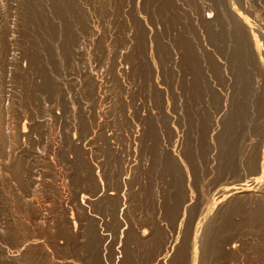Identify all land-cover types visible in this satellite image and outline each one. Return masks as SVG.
I'll list each match as a JSON object with an SVG mask.
<instances>
[{
    "label": "rangeland",
    "instance_id": "374dc122",
    "mask_svg": "<svg viewBox=\"0 0 264 264\" xmlns=\"http://www.w3.org/2000/svg\"><path fill=\"white\" fill-rule=\"evenodd\" d=\"M141 1L142 0H136V1L135 0H124V1L123 0H113V1L111 0L110 1L109 0H102V1L101 0H84V1L83 0H71V3L75 2L79 6H77L76 4L73 5L72 3L74 8L71 5V11L73 12L74 10L75 15L73 14L74 16L72 15L69 16L70 18L69 20H71V23L74 22V25H75V21H77L75 18L80 16V18L78 17L77 19L78 20L81 19L78 22L80 23V26H78L79 24L77 23L76 26H74L75 29L73 28V31L75 32V34L71 33L73 31L70 32L71 35H73V39L70 41L66 40L64 42V45L62 44L63 42H58L56 44L51 43V46L50 44L45 45L43 49L44 48L47 49V47L48 49L47 50L44 49L43 50L44 52H41L43 54L42 55L41 53L39 54L41 56L40 57L39 55H37L38 47L36 46V44H34V42H32L34 41L33 40L34 37L31 33V29L29 26L30 21L27 20L28 17L27 15H25L26 13L23 7L24 6L23 0H0V264H94V263L100 264L98 263L100 261L99 257L101 258L103 257V262L105 261V263L103 264H110V263L111 264L112 263L113 264H129V263L130 264H136V263L137 264H143V263L153 264L154 262L153 260H155L154 258H156L155 256L157 255L155 251L157 250V247H158L157 243H159L160 240L162 239H163L162 242L165 241V239L167 238L169 234L170 235L172 234V236L174 235V237L179 235V239L177 240L179 244L177 245L176 243L175 247H173L172 250H169L167 251L168 253H165L166 256L163 258V261H164L163 264H173L174 262H175L174 264H177V263L184 264V262L188 263V259H189L188 257L190 255L187 251L190 252V247L191 248L193 247V250L194 248L195 250L197 249L195 251L197 253H195L193 257L194 264H196V260L198 264H264V190H263L264 182H262L264 181V177H263L264 175L263 174L262 176H260L261 174L256 175V177L260 176V178L262 177L263 179L261 180L259 178L258 186L254 187L252 191L241 193L237 196H233L232 198L228 197L226 199V200L230 199L228 202H226L225 200V202L220 203L221 205L223 204L222 206L220 204L216 205L219 200V197L223 194L222 192L223 187H227L229 186L230 183H233V182L235 183L238 180H241V179L244 180V178L245 180H250L252 175L250 171L244 167L237 168L238 167V160L236 159L237 158L236 156L237 146H240L241 143L244 142L243 141L244 138L240 140V138L238 137L236 133L234 135V131H232L233 129L231 130V126L228 123L229 121L226 122L225 120L226 117L228 118L227 120H229V116H228L229 114H227L225 117H222L223 116L222 115L221 118H219L220 117L219 116L218 117L219 123L217 122L216 127L215 126H212L213 128L210 127L211 123L215 125L212 119L216 118V115H213L216 109L213 107H217L218 103H221L222 100L217 103L215 101H218L226 96L227 106L228 108H230L231 105L229 104H231V102L230 103L228 102L231 101L230 99L231 94H233L235 91H238L240 93L242 92V94H244V99H243L244 105L243 106L245 105L247 106V104H250L252 106L253 103L251 102H254L255 104L253 106V109L256 107V109L260 110L259 107H261L262 109L261 111H264V0H220L219 3L217 2L219 0H216V1L215 0H199L206 9V10L204 9L205 13H208L207 15H210V17H213L212 15L216 17V15L218 14L217 11L220 10L219 7H221L222 1H223L222 7L225 4L227 6L226 8L227 10L234 8L235 11L239 12L245 22L242 28L244 29L246 27L244 30V33L245 34L247 33L246 38L249 37L248 39L250 41V37H252L253 40L252 38L251 40L253 41V43H255L254 45L255 47L253 46V48L257 47L259 49V50L257 48L252 49L251 46L248 45V42H246L248 45L247 48H249L248 49L249 56L251 55L250 57L251 63L254 66L253 68H255L256 70V67L258 66L257 70L256 71L253 70V72L255 73L258 72L259 74L257 73L258 76L255 73L253 74L252 79L248 81L250 83V86L244 83L243 85H240V87L237 86V89L236 87H232V86H229L228 88V84H227V87L226 85H224V82L225 84L227 83V79H224V77L226 78L227 75L223 76L225 74L223 75L221 74L222 76L220 74H219L220 76L217 74L218 75L217 77L207 78L208 75L205 74V72H207L208 70L206 69V67H203V66L212 64L209 61L212 62L214 61L215 58L217 59V61L220 58L218 56V54L220 53L217 52V49H215L216 47L213 46L211 42H209L211 44V47L207 49L208 51L210 50L209 51L210 53L206 51L207 54L206 55L202 54V55L203 57L204 56L205 57L208 56L210 58L212 57L213 60L212 58L209 60V58L207 57L206 63L202 64L200 60V57H202L200 53L202 52L198 54L197 52L195 53L194 51V53L191 54L192 53L191 48L194 45L193 39L194 38L197 39L198 33H197L196 28H194L192 21H190V17H188V15H187V17L189 18L187 19L188 21L186 19H185L186 21H180L177 18H175L176 20L172 19L170 20L171 22L168 21V18L166 20L163 19L164 17L162 18L164 20L163 22V20L161 19V16L159 17L158 15L163 12V9L168 8V4L171 6L170 8L175 9V7H177L181 12L183 13L187 12L188 14H190L188 9H191L192 7L190 8L188 7L190 4H194L195 0H174V1L171 0L173 4L170 0L168 1L166 0L164 3H163V0L162 1L158 0L159 2L158 4L156 0H153L152 2L150 0H147V1L145 0L143 1L144 4L143 2L141 3ZM148 1H150L152 5L148 3ZM109 2L111 3L109 4ZM178 3H180V5ZM203 3H205L206 6ZM207 3L210 4V6H208ZM214 3L218 6L220 4V6L217 8V6ZM227 3L229 5H227ZM132 4H134L135 6H133ZM75 5L77 6L76 8H75ZM157 5L160 9L157 7ZM147 6L149 7V11H148ZM226 6H224V8ZM78 7H81V9L82 8L84 9V11L83 9L82 11L84 12V14L86 13L85 15L87 17L86 16L85 17L87 18V20L82 21L83 19L81 18V15L79 14V11L77 9ZM141 8H145L143 10L145 12H143ZM116 10H118L119 12ZM133 10H134V14H132ZM212 12H215V13H212ZM22 13H24L25 18H23L24 15ZM152 13L155 15H152ZM129 14L130 15L132 14L133 16H130ZM147 14H150V15H147ZM151 15L154 17V19ZM156 15H158L157 17L159 19L156 17ZM88 16H91V17H88ZM71 17H74V18L71 19ZM137 17H139V19H141V21H143L144 23L141 22V24H135V25L131 24L132 20L136 19ZM214 20L213 22L216 23L217 20L216 21ZM176 21H178L179 23H182V22L183 23L182 24L178 23L179 25L177 27H174L175 30H173L171 29V27L176 23ZM147 22L151 24L152 26L147 25L148 24ZM156 22H158L159 25L156 24ZM160 22L161 23L163 22V23L160 24ZM165 22H168V23H165ZM82 23L83 25H81ZM24 25L28 29L24 27ZM110 25L112 27H110ZM124 25H126V27ZM139 25H142V26H139ZM166 25L168 29L165 27ZM157 26L158 27L161 26L163 29L161 27L158 28ZM180 26H182V29ZM136 27L138 28L136 29ZM153 27L156 28V29L154 28L155 29L154 32H153ZM167 30L169 31L168 34H171V36L166 33ZM28 31L30 32L31 35L29 34ZM159 32H162V33L160 34ZM174 32L175 34H173ZM158 33L160 34L158 35L159 37L156 35ZM167 35H168V38L170 37L169 40L168 38H165L167 37ZM134 36L138 38H135ZM186 36H189V38ZM186 38H188L189 43L187 42ZM163 41L165 44L162 43ZM166 42L168 43L169 46L171 45V47L172 45H175L173 43H178V42L181 43L180 44L181 47L178 50L179 52L172 51V48L167 46ZM185 50L186 52H184ZM254 50H256L255 51L256 53H253ZM175 53H176V56H175ZM163 56H165L166 58ZM49 57L51 59H49ZM38 58H41L42 62ZM197 58H199V60ZM163 59L165 60V62L163 61ZM167 59L168 61H166ZM38 60L40 61L36 62ZM193 60L196 62V65H195L196 68L193 67L194 66ZM175 61L178 62L177 65H175L174 63ZM45 62H47L48 65L47 64L44 65ZM55 62L58 64L59 67L58 66L56 67L57 64ZM258 63L259 65L261 64V66L257 65ZM41 66L42 68L46 70L44 71L48 76L40 75V71L38 70H39V67ZM50 66L51 68H49ZM173 67L174 68L179 67L178 69L176 68L179 72L177 70H174ZM182 67H184L186 70ZM171 68L173 69L174 72L176 71L177 72L174 73ZM55 69H58V70L55 71ZM47 70H49L50 73ZM53 71L56 72L57 74L53 73L54 75L51 76L52 75L51 73ZM58 72H60L59 75H58ZM193 72H194V75H193ZM48 73L51 75H49ZM172 73L174 74L173 76L174 81H173V77L170 78L169 76V75L172 76L173 75ZM179 73L182 76H180ZM197 75L198 77L201 76L200 77L201 85L199 86V88L204 93V94L202 93V96L200 97V99L202 98L201 101H203L204 99L203 101L204 103L205 101H208L211 98L208 104L207 102L205 103L207 107L203 105L200 99L195 95V93H193L194 91H192L193 90L192 85L187 86V82L188 81L191 82L190 79L193 78V76L196 77ZM204 75L207 77H204ZM49 76L51 77L50 79H49ZM39 77L42 79V81ZM202 77L206 79H203ZM217 78L219 82L218 81L216 82ZM44 79H46L47 81L48 80L50 81L47 82ZM180 79L185 80V82L183 80L181 81ZM210 79L212 82L210 81ZM203 80L205 81L208 80V81L205 82ZM51 82L54 84H52ZM174 82H178L181 84H178V83L173 84ZM183 82L184 84L186 83L185 87H183L184 86ZM222 83H223V86H221ZM205 84L207 85V87L205 86ZM216 84H218L220 88L217 87L218 85ZM44 85L48 87L49 89L45 87L47 90H44L45 89L43 87ZM50 85H51V89L53 90L50 89ZM180 85H182L181 86L182 88H179ZM210 86L211 87L214 86V87L211 88ZM255 86L256 88H253V90L250 89ZM222 87H224L223 88L224 91L221 90ZM242 87H245V89ZM57 88L59 89L57 90ZM172 88L174 91L172 90ZM183 88L185 89V91ZM189 88L190 89L192 88V90H190ZM215 88H218V89H215ZM233 88L236 90H233ZM246 88L248 90H246ZM179 91L180 92L184 91L185 93L186 91H188V94L186 93L187 95L186 94L183 95V92L180 93ZM212 91H215L216 93ZM219 91H222L221 93H224V94L221 95ZM245 91H248V92H245ZM254 91L256 92V94ZM181 95L184 98H182ZM204 95L206 96V98ZM192 96L193 97L195 96L194 98H196V100L198 99L199 100L196 101L194 99L195 103L192 102L193 98H191L192 101L189 100L190 99L189 97H192ZM173 97H177V98L174 99ZM259 97L261 99L263 98L262 101ZM171 99L173 100V102L169 103L172 101ZM176 99H178L180 103L185 102L184 104L181 103L182 105L180 104L183 107L177 104L178 100ZM174 101L175 102L177 101L176 104ZM186 101L188 102L189 107L192 108V110L188 109V111L189 110L190 112L192 111L191 113H189L186 110L188 115L190 116L192 114L194 115L195 113L194 117H196V114H197L196 111L199 109L198 106L200 105V103L204 106V108L206 107V110H207L206 115H205L206 112H204L205 109L203 108L202 105H201L202 111L204 110L203 111L204 113L201 114V116H199L198 114L197 115L200 117V120L203 119L201 121L204 123L206 119V123L205 124L203 123L202 125H206V126L208 125L207 127L200 125L201 130L203 129L204 132L197 129L198 133H196L197 136L195 135L196 139L194 138V142L195 143L199 142V140L202 139V137L204 136L202 141L200 140V143L199 144L197 143L202 148L198 146L197 144L193 143V146L195 145V147L192 146V149H191L192 155H189L190 153H188L187 155V152H190L188 151L189 150L188 146H186L187 143H184L185 145H183V142H182V140H184L185 138L183 137L185 136V131H184L183 136L181 132L184 130L185 125L183 124L184 126L183 128L180 127L181 131L179 134H180V137L182 136L183 138L178 137L176 139V142L179 139L178 143L180 144L182 143L181 145L178 146L180 152H181V149H183L182 152L186 151V152H183V154L179 153L178 158L183 159V163H181L180 161V164L182 166L184 165L183 166L184 168L186 167L185 171H183V176H185L186 174L187 175L184 178L181 177V182H183L182 179H184V182L185 183L187 182V185L185 186V183L184 185H182V183L179 184L180 187L183 188L180 191L181 193L180 194L177 191V185H175L173 182L171 183V181H169L170 182L169 184L168 182H163L162 184H160L162 187L160 189H162V192L163 191L164 192L163 193L161 192L160 194L159 193L155 194L153 192L154 190L153 184H151L153 180L148 178L147 179L148 183L146 182L145 183L149 185H146V184L145 185L148 186L147 189L148 188L149 189L146 192L147 194H145L146 195L145 196L144 194H141L142 193L141 189L144 188L142 174H141L142 168L140 166L142 163V159H143L141 155L142 154L141 144H143L142 143L143 141L141 140H143L144 138V135H143L144 130H142L141 126L143 127L144 123H147L148 120H153L154 123L161 122L163 115L167 116L168 114L170 116L173 115L175 118V121L177 120L180 121V119H183L182 118L183 114L181 115V112L184 113L183 110L185 109L183 108H186L184 107L187 104ZM257 101H259V103ZM158 102H160L161 104ZM213 102L215 103L213 104ZM209 103L211 106L209 105ZM260 103L262 105H260ZM219 105L221 106V104ZM174 107H176V109H174ZM212 108L215 110H212ZM228 108H227V112L230 113V111H228L229 110ZM153 110L154 111L157 110L158 113L157 111L154 112ZM193 110H195V112H193ZM149 115L151 119L148 117ZM178 116H180L181 118ZM147 118L148 120H146ZM138 119L139 121H137ZM173 119L169 120V118H167L166 120H163V121H166V123L164 122L165 124H168V122L169 123L171 122L170 126L172 125L174 126L175 124H178L177 122H173ZM222 120L224 122H222ZM129 121L131 123L133 121V123L131 124ZM220 123L223 124L220 126L221 128L218 126V124L220 125ZM224 123H228V124L226 125ZM147 124H145L146 127H147ZM126 125L127 127H129V129H127ZM124 126L126 127L127 132L124 131L125 129ZM132 126H134V130L130 131ZM227 127L228 128L230 127L229 128L230 130H228ZM115 131L116 132L120 131V132H117L118 133L117 135ZM230 131L233 133L234 137L232 136V133ZM129 132H131L130 136L128 135ZM200 132L202 133L201 135L199 134ZM261 132L259 133L260 137L252 134V139L253 138L254 139L253 141L251 140V144H250L251 149H253L252 153L254 150H256L254 151V155H255V158H257V160H259V158L264 159V149H262L263 148L262 146L264 145L261 146V144H264V138L262 137L264 136L263 135L264 130ZM228 133L231 134V136H229ZM256 134L258 135V133ZM124 136H125V139L134 136L136 138L134 139L136 140L135 150L137 151V149L138 150L141 149V151L139 150L140 153H138L137 151L136 155L134 154V158L132 162L135 165L133 163L131 165L130 163V165L133 166L132 176L131 175L124 176L122 174L123 176L120 177V181L122 180L123 182L128 183L129 185H131L132 190L134 189L133 191L131 190L129 192H127L126 190L122 191L121 190L122 187L117 185V182L119 181V179H117L118 176L116 175V173L112 174L113 172H115L114 171L115 169L113 168V164L111 163L113 162V155H118V153L116 154L115 151H113L115 150V148L113 149V147L116 146L117 137H120V139H124L122 138ZM250 138H251V135H250ZM137 139L139 140L137 141ZM255 139H258L259 143H257ZM113 140L115 142H113ZM261 140L263 141L261 142ZM139 141H141V143ZM249 141L250 140H247L246 142H249ZM255 142L257 143L256 147H255V144H256ZM113 144H115V146H113ZM139 144L141 146H139ZM233 145L236 148H234ZM223 146L225 147V149L223 148ZM193 148H196V149H194L193 151ZM203 148H205L206 151L203 150ZM259 149H261V151L263 152L261 153ZM230 150L232 152L227 153ZM118 152L120 153V150ZM121 152L122 153L120 154H124L123 156H125L126 150H124V148L123 150H121ZM257 152L259 154H257ZM224 153L226 154L224 155ZM260 154L263 155V157H261ZM181 155H184V156L181 157ZM196 155L197 156L200 155L199 158ZM228 155L230 156L227 157ZM187 156L190 161L184 160V158H187ZM195 156L197 157V159ZM223 156H226V158ZM227 158H230L228 160L229 162L227 161ZM193 159H195L196 162ZM231 160L233 161V163H231L232 162ZM137 162H140V164L139 163L137 164ZM187 164H190V165L187 166ZM115 165H116V162H115ZM234 165L237 167L235 168ZM134 167L139 170L136 169L135 171ZM138 174H140V176ZM136 175H138L137 181L134 180V178L137 179ZM151 178H154V177H151ZM130 179L131 181L128 182ZM145 180H146V177H145ZM132 182L134 183L135 186L133 185ZM225 183L227 184L229 183V184L226 185ZM163 185L166 186L165 188L167 189V191L166 189H164ZM221 186L223 187L220 188ZM168 188L170 189L168 190ZM138 189L139 191H141L140 192L141 195L138 194L139 193ZM135 190H137L138 192H136ZM257 190H260V191H257ZM118 191H120L119 194L117 193ZM165 191L167 193H165ZM176 191H177V194H179L178 196H176L177 194H175ZM182 192L184 193V196ZM126 193H129V195ZM120 194L123 197H121ZM131 194H134V195H131ZM168 194L172 196L171 199ZM127 195L129 197H127ZM223 195L227 196V194H223ZM136 196L137 197L139 196V197L137 198ZM143 196L145 197L143 198ZM156 196L159 198L157 199ZM134 197H136L137 199ZM160 197H163V199H160ZM167 197L169 198L167 199ZM148 198L151 200L153 199L154 201L148 200ZM126 199L128 200L130 199L131 201L133 200L132 202L136 200L135 201L136 203H132L131 201H128ZM145 199H147L148 202ZM155 200L157 201V203ZM167 200H170V201H167ZM180 200L181 201L183 200V201L179 202ZM184 200L187 202H184ZM210 200H212V202H210ZM127 201L131 207L127 206L128 205ZM163 201L164 203L167 201L165 204L167 205L168 209L166 208ZM173 201L177 203H184V204L187 203L189 204V206H187L186 211H184V206L182 205L180 207L179 212L177 211V213H175V210H173L174 212L173 211L168 212L167 210H171L170 206L172 205ZM120 202L124 203V207L126 206L125 209L128 210L126 211V214L127 212L129 214V215L127 214V216L125 215L128 218L124 216V221H128V222H125L124 223L125 225L123 224L122 226V229L124 227L125 228L123 229L124 234L122 233L121 239L119 238L120 235L118 236V234L116 235L113 234L114 231L116 232L119 229V225H115L117 224L116 222L120 220V217L121 218L123 217V212H122V216L120 217L117 216L118 219L115 216V213L116 215H119L120 213V209H121ZM151 202L153 203L151 204ZM144 203H145V206L143 205ZM146 203L148 204L150 203L151 205L150 204L146 205ZM154 203L157 204V207ZM158 203L159 204L161 203V206ZM167 203H169L170 205H168ZM110 204L112 206H110ZM137 204L140 206H138ZM210 204L212 206H210ZM214 205H215V208H214ZM209 206L213 208L210 210L211 211V213L209 214L210 218L208 217V219L206 220V221L209 220V222L206 223L205 221L203 224H198L197 228L200 225L201 227L197 229L195 227V220H194L197 217L196 216L197 213L199 212L200 209L204 207L207 208ZM161 207L163 210L161 209ZM131 208H132V212H131ZM115 209L117 210V212ZM170 213H172V216ZM174 213L176 215H173ZM180 215L181 216L183 215V217L180 218L179 217ZM110 216L111 217L113 216L112 217L113 220L111 219ZM130 218H131V222L129 221ZM167 218H169L172 222H169L170 220H168ZM186 218L189 220L190 223L188 222V220L187 222H185ZM99 220H102L103 227L106 225H107L106 227H110L108 222L111 221V224H110L112 225L111 229L113 230L114 228L113 232L112 230L110 232V229H109L108 233H110V236L107 235L106 237L105 232L103 233V236L105 238V240L103 239V242L102 241L100 242L101 239H99V236H101V231H102L101 227H99V224H98ZM159 220L161 223L159 222ZM180 220H181V223L179 226H177L178 221ZM173 222L177 223V225ZM171 223H173L172 225L174 227L171 225ZM158 224L159 226L162 225L163 226L162 228L166 226L165 227L166 229L165 228L162 229L161 226H160L161 228L160 229ZM192 225H194V227ZM132 227L133 229H131ZM185 227H187L188 229H186ZM98 228L100 229L98 230ZM139 228H140V231H139ZM167 228L170 232L167 231ZM130 229H131L132 234H134L135 231L138 230L134 235L135 241L134 239L132 240L130 237L126 236V232L129 233V236H130V232H129ZM144 230H146L149 233V235H147V232L146 231L144 232ZM162 230H164L165 233ZM171 230H173L174 232ZM189 230H191V232H193L194 230L193 232L194 234L193 233L191 234ZM97 231H100V232H97ZM176 232L177 233L179 232V233L177 234ZM195 233L198 234V236ZM215 233L216 235H218L217 236L218 238L215 244H213L214 247L211 248L212 246L208 244L209 243L208 241H209L210 236H212L211 234L215 235ZM143 235H146L145 236L146 238L145 237L143 238ZM164 235L165 237H163ZM184 235L186 238L184 237ZM96 236L98 237L99 240L97 239ZM152 236H155L157 238L152 237ZM125 237H126V240L123 241ZM137 237L139 238L138 240H137ZM181 238L183 239V241L187 240L189 242H179V241H182ZM195 238L197 240H202V239L203 240L200 242L197 241L198 243H195L196 242ZM114 240L118 242L116 243ZM121 241H123L125 245L124 247ZM147 243L149 247L147 246ZM193 243L197 245H195L194 247ZM153 245H154V248H153ZM180 245L185 246V248L181 247ZM186 245L187 246L189 245V249L187 248L188 250L186 249L187 247ZM217 246L219 247V249H216ZM128 247H130V249ZM198 247H202L201 248L202 250L199 249ZM127 249L129 250L128 252H127ZM203 249H205L204 250L205 253L202 252ZM122 250H124L125 253L124 251L122 252ZM198 251H199V254H198ZM208 251H209V255H208ZM131 252L134 253L133 256ZM122 253L124 254V256ZM168 255H169V258H168ZM175 255L177 257H175ZM139 256L141 257V259ZM171 256H173V259ZM95 257H98L99 261ZM127 257H129V259ZM174 257H175V260H174ZM204 260H206L207 262Z\"/></svg>",
    "mask_w": 264,
    "mask_h": 264
},
{
    "label": "bare ground",
    "instance_id": "6f19581e",
    "mask_svg": "<svg viewBox=\"0 0 264 264\" xmlns=\"http://www.w3.org/2000/svg\"><path fill=\"white\" fill-rule=\"evenodd\" d=\"M84 1V0H83ZM102 1V0H101ZM110 1V0H109ZM111 1H113V0H111ZM124 1V0H123ZM136 1V0H135ZM143 1H145V0H142L141 1V3L143 2ZM147 1V0H146ZM151 2L153 1V0H150ZM150 1H148V3H150ZM157 1V4L159 3L158 2V0H156ZM162 1V0H161ZM166 0H163V3L165 2ZM168 1V0H167ZM171 1V0H170ZM174 1V0H173ZM216 1V0H215ZM122 2V1H121ZM172 2V1H171ZM180 2V1H179ZM194 2V1H193ZM218 3L220 2V0L219 1H217ZM19 3V2H18ZM23 3H24V11H25V15H27V17H28V19L27 20H29L30 21V24H29V26H30V29H31V33H32V35H33V37H34V39H33V37H32V39L34 40V41H32V39H31V41L32 42H34V44H36V46L38 47V50H37V55H39L41 52H44L43 50L45 49H43V47L45 46V45H49L50 44V46H51V43H54V44H56V43H58V42H63L62 44L64 45V42L67 40V41H70V40H72L73 39V35H71V33L72 34H75V32L73 31V28L75 29V27L74 26H76V24L79 22V20H81V19H77L78 17L80 18V16H78V17H76L75 19L77 20V21H75V25H74V22L73 23H71V20H69L70 18H69V16H74L75 15V12H74V10H73V12L71 11V5H72V3H73V5L74 4H76L75 2H72L71 3V0H23ZM85 3V2H84ZM99 3V2H98ZM104 3V2H103ZM111 2H109V4H110ZM130 3H131V1H130ZM132 3H133V1H132ZM140 3V4H141ZM147 3V2H146ZM147 3V4H148ZM155 3V2H154ZM161 3V2H160ZM192 3V2H191ZM205 3H206V1H205ZM205 3H203V4H205ZM217 3V4H218ZM222 4H223V1L221 2ZM108 4V5H109ZM117 4V3H116ZM135 4V3H134ZM134 4H132L133 6H135ZM139 4V5H140ZM143 4H144V2H143ZM151 5H152V3H150ZM156 4V3H155ZM172 4H173V2H172ZM177 4V3H176ZM179 5H180V3H178ZM186 4H187V2H186ZM208 4V3H207ZM215 4V3H214ZM222 4H221V7H219L220 6V4H219V6L218 5H216L217 6V8L219 7L220 8V10L219 11H217L218 12V14L216 15V17H214V15H212L213 17H210V15H207L208 13H205V7L202 5V3L199 1V0H195V3L194 4H188L189 5V7L188 8H190V7H192L191 9H188L189 10V12H190V14H188L187 12H185V13H183V12H181L177 7H175V9H173V8H170L171 6L168 4V8H165V9H163V14L161 15V14H158L159 15V17L161 16V19L163 18V19H167L168 18V21H170V20H172V19H175V18H177L178 20H180V21H186L187 19H189L188 17H190V21H192V24H193V26H194V28H196V30H197V33H198V37H197V39H193V46H192V48H191V50H192V53L191 54H193L194 53V51H195V53L197 52L198 54L200 53V52H202V53H200V55H206L207 54V52L206 51H208L207 49H209V47H211V44H213V46H215L216 48L215 49H217V52L218 53H220V54H218V56L220 57L219 58V60L217 61V59H216V61H215V59H214V61H209L211 58L210 57H208V56H204L203 57V55H202V57H200V60H201V62H202V64L203 63H206V59H207V57L209 58V62L210 63H212V64H210V65H206V66H203V67H206V69L208 70L207 72H205V74H207L208 75V77L207 76H205L204 75V77H207V78H210V77H217L219 74L221 75H223V74H225V75H223V76H226L227 75V77L225 78L224 77V79H227V83L225 84V82H224V85H226V87H227V84H228V88H229V86H232V87H236V89H237V86H239L240 87V85H243L244 83L245 84H247V85H249L250 86V83L248 82L249 80H251L252 79V77H253V74L255 73V72H253V70L254 71H256L257 70V68H258V66L256 67V70H255V68H253L254 66H253V64L251 63V55L249 56V48H247V46L248 45H250L251 46V48L252 49H256V48H253V46L255 45V43H253V38L252 37H250V41H249V37L248 38H246V34L244 33V30H245V28L243 29L242 28V26L245 24V22H244V19H243V17L240 15V13L239 12H237V11H235V9L234 8H231L230 10H227L226 8H227V6L224 4V6H226L225 8H224V6L222 7ZM73 5H72V7H73ZM77 5V4H76ZM75 5V8L77 7V6H79V5H77L76 6ZM85 5V4H84ZM167 5V4H166ZM182 5V4H181ZM227 5H229L228 3H227ZM117 6V5H116ZM133 6H132V8H133ZM146 6V5H145ZM144 6V7H145ZM150 6V5H149ZM154 6V5H153ZM160 6V5H159ZM194 6V7H193ZM205 6H206V4H205ZM208 6H210V4H208ZM103 7V6H102ZM121 7V6H120ZM141 7V6H140ZM143 7V6H142ZM152 7V6H151ZM155 7H156V5H155ZM157 7H158V5H157ZM162 7V6H161ZM182 7V6H181ZM213 7H215V6H213ZM229 7V6H228ZM230 7H231V5H230ZM74 8V7H73ZM80 8V9H79ZM117 8V7H116ZM136 8V7H135ZM134 8V9H135ZM147 8H148V11H149V7L147 6ZM159 8V7H158ZM183 8V7H182ZM187 8V7H186ZM206 8H208V7H206ZM217 8H215V9H217ZM18 9V8H17ZM78 9V11H79V14L81 15V18L83 19L82 21H84V20H87V16L84 14V9H83V11H82V9H81V7H78L77 8ZM145 8H141V10L143 11ZM151 9V8H150ZM153 9V8H152ZM160 9V8H159ZM205 9V10H204ZM214 9V8H213ZM86 10V9H85ZM89 10V9H88ZM105 10V9H104ZM107 10V9H106ZM119 10V9H118ZM118 10H116V11H118ZM140 10V9H139ZM211 10V9H210ZM22 11H23V9H22ZM124 11V10H123ZM138 11V10H137ZM142 11H140V12H142ZM147 11V12H148ZM155 11V10H154ZM185 11V10H184ZM186 11H187V9H186ZM207 11H208V9H207ZM214 11V10H213ZM87 12V11H86ZM119 12V11H118ZM143 12H145V11H143ZM152 12V11H151ZM156 12H158V11H156ZM161 12V11H160ZM159 12V13H160ZM70 13H72V14H70ZM89 13V12H88ZM102 13V12H101ZM108 13V12H107ZM117 13V12H116ZM137 13V12H136ZM150 13V12H149ZM154 13V12H153ZM152 13V15H155V14H153ZM212 13H215V12H212ZM23 15H24V13H22ZM70 14V15H69ZM74 14V15H73ZM78 14V15H79ZM103 14V13H102ZM112 14V13H111ZM113 14H114V12H113ZM122 14V13H121ZM132 14H134V10H133V13ZM130 15V16H133V15ZM157 14V13H156ZM25 15L23 16V18H25ZM107 15V14H106ZM109 15H110V13H109ZM120 15V14H119ZM137 15V14H136ZM135 15V16H136ZM144 15V14H143ZM147 15H150V14H147ZM151 15V16H152ZM158 15H156V17L158 16ZM187 15H188V17H187ZM76 16H77V14H76ZM86 16V17H85ZM146 16V15H145ZM88 17H91V16H88ZM114 17V16H113ZM119 17V16H118ZM124 17V16H123ZM147 17V16H146ZM153 17V16H152ZM72 18H74V17H71V19ZM86 18V19H85ZM106 18V17H105ZM141 18V17H140ZM148 18V17H147ZM151 18V17H150ZM158 18V17H157ZM214 18H215V20H214ZM116 19V18H115ZM124 19V18H123ZM134 19V18H133ZM139 17H137L136 19H134V20H132V22H131V24H133V25H135V24H141V22H143V21H141V19H139ZM143 19V18H142ZM146 19V18H145ZM153 19H154V17H153ZM159 19V18H158ZM162 19V20H163ZM186 19V20H185ZM26 20V21H27ZM108 20V19H107ZM149 20H151V19H149ZM148 20V21H149ZM176 20V19H175ZM213 20L214 21H216V23L215 22H213ZM114 21V20H113ZM157 21V20H156ZM188 21V20H187ZM81 22V21H80ZM86 22V21H85ZM159 22V21H158ZM158 22H156V24H158L159 25V23ZM163 22H164V20H163ZM162 22V23H163ZM171 22V21H170ZM144 23V22H143ZM148 23V22H147ZM150 23H151V21H150ZM154 23H155V21H154ZM161 22H160V24H162ZM165 23H168V22H165ZM178 21H176V23L171 27V29H173V30H175L174 29V27H177L179 24H182V23H179ZM79 25L78 26H80V23H78ZM130 24V25H131ZM146 24V23H145ZM145 24H143V25H145ZM153 24V23H152ZM81 25H83V23L81 24ZM123 25V24H122ZM147 25H151V24H147ZM169 25V24H168ZM185 25V24H184ZM89 26V25H88ZM125 27H126V25H124ZM139 26H142V25H139ZM152 26V25H151ZM24 27H26L25 25H24ZM110 27H112L111 25H110ZM134 27V26H133ZM147 27V26H146ZM158 27V26H157ZM161 27V26H160ZM160 27H158V28H160ZM163 27H164V25H163ZM166 28H167V25L165 26ZM181 27V29H182V26H180ZM14 28V27H13ZM27 28V27H26ZM25 28V29H26ZM77 28V27H76ZM82 28V27H81ZM86 28V27H85ZM115 28V27H114ZM128 28V27H127ZM138 27H136V29H137ZM155 27H153V32H154V30L156 29H154ZM157 28V29H158ZM162 28V27H161ZM28 29V28H27ZM83 29V28H82ZM125 29V28H124ZM135 29V30H136ZM148 29V28H147ZM163 29V28H162ZM168 29V28H167ZM171 29H170V31H171ZM188 29V28H187ZM202 29H204V30H202ZM159 30V29H158ZM157 30V31H158ZM178 30H179V28H178ZM247 30V29H246ZM26 31V30H25ZM30 31V30H29ZM28 31V32H29ZM71 31H73V32H71ZM81 31V30H80ZM139 31H140V29H139ZM147 31V30H146ZM150 31V30H149ZM177 31V30H176ZM181 31V30H180ZM189 31V30H188ZM71 32V33H70ZM118 32V31H117ZM138 32V31H137ZM148 32V31H147ZM151 32V31H150ZM168 30H167V34H168ZM173 32V31H172ZM160 34L162 33V32H159ZM156 34L157 36L158 35H160V34ZM179 33V32H178ZM181 33V32H180ZM27 34V33H26ZM25 34V35H26ZM29 34H30V32H29ZM107 34H109V33H107ZM142 34H143V32H142ZM147 34V33H146ZM163 34H164V32H163ZM173 34H175V32L173 33ZM177 34V33H176ZM188 34V33H187ZM31 35V34H30ZM148 35V34H147ZM168 35H170L171 36V34H168ZM168 35H167V37H165V38H168ZM179 35V34H178ZM183 35V34H182ZM249 35V34H248ZM75 36V35H74ZM129 36V35H128ZM144 36V35H143ZM156 36V37H157ZM164 36H165V34H164ZM163 36V37H164ZM28 37V36H27ZM135 37V36H134ZM159 37V36H158ZM173 37H174V35H173ZM177 37V36H176ZM175 37V38H176ZM186 37H188L189 38V36H186ZM29 38V37H28ZM135 38H138V37H135ZM152 38V37H151ZM164 38V39H165ZM170 38V37H169ZM169 38H168V40H169ZM188 38H186L187 39V42L189 43V41H188ZM251 38H252V40H251ZM27 39V38H26ZM133 39V38H132ZM148 39V38H147ZM162 39V38H161ZM29 40V39H28ZM123 40V39H122ZM131 40V39H130ZM155 40V39H154ZM171 40V39H170ZM176 40V39H175ZM174 40V41H175ZM141 41V40H140ZM142 41H143V39H142ZM172 41V40H171ZM173 41V42H174ZM177 41V40H176ZM126 42V41H125ZM131 42V41H130ZM172 42V43H173ZM183 42V41H182ZM209 42H211V44L209 43ZM246 42H248V45H247V43ZM250 42V43H249ZM157 43H159V42H157ZM162 43H164V41L162 42ZM161 43V44H162ZM172 43H170V44H172ZM144 44V43H143ZM160 44V45H161ZM165 44V43H164ZM173 44H175V45H172V47H171V45L169 46L168 45V43L166 42V45L167 46H169V47H171L172 48V51H178L179 49H180V47H181V43H173ZM60 45V44H59ZM187 45V44H186ZM35 46V45H34ZM249 46V47H250ZM142 47V46H141ZM144 47V46H143ZM255 47V46H254ZM39 48H41V49H39ZM131 48H133V47H131ZM130 48V49H131ZM140 48V47H139ZM160 48H162V47H160ZM159 48V49H160ZM47 49H48V47H47ZM47 49H45V50H47ZM54 49H56V48H54ZM141 49V48H140ZM139 49V50H140ZM145 49V48H144ZM153 49V48H152ZM214 49V50H215ZM251 49V50H252ZM258 49V48H257ZM49 50H50V48H49ZM48 50V51H49ZM138 50V51H139ZM158 50V49H157ZM165 50H166V48H165ZM213 50V51H214ZM251 50H250V52H251ZM259 50V49H258ZM52 51V50H51ZM161 51V50H160ZM159 51V52H160ZM210 51V50H209ZM208 51V52H209ZM212 51V52H213ZM256 50H254L253 51V53H256L255 52ZM179 52V51H178ZM184 52H186V50L184 51ZM48 53H50V52H48ZM52 53V52H51ZM142 53V52H141ZM156 53V52H155ZM189 53V52H188ZM210 53V52H209ZM208 53V54H209ZM253 53H251V54H253ZM43 53H41V55H42ZM133 54V53H132ZM139 54V53H138ZM144 54H146V53H144ZM163 54V53H162ZM44 55H45V53H44ZM150 55V54H149ZM164 55V54H163ZM166 55V54H165ZM172 55V54H171ZM170 55V56H171ZM199 55V56H200ZM254 55H256V54H254ZM40 56V55H39ZM47 56V55H46ZM45 56V57H46ZM49 56H51V55H49ZM157 56V55H156ZM169 56V57H170ZM175 56H176V53H175ZM194 56V55H193ZM41 57V56H40ZM53 57V56H52ZM146 57V56H145ZM159 57V56H158ZM163 57H165V56H163ZM168 57V58H169ZM48 58V57H47ZM55 58V57H54ZM141 58V57H140ZM144 58V57H143ZM166 58V57H165ZM178 58H179V56H178ZM254 58V57H253ZM36 59V58H35ZM38 59H40L41 60V58H38ZM45 59V58H44ZM49 59H51L50 57H49ZM132 59V58H131ZM146 59V58H145ZM162 59V58H161ZM198 60H199V58H197ZM197 59H195V60H197ZM40 60H38V61H36V62H39ZM47 60V59H46ZM45 60V61H46ZM63 60V59H62ZM170 60H171V58H170ZM169 60V61H170ZM182 60V59H181ZM212 60H213V58H212ZM136 61V60H135ZM163 61L165 62V60L163 59ZM163 61H162V63H163ZM166 61H168V59L166 60ZM178 61V60H177ZM185 61V60H184ZM41 62H42V60H41ZM44 62V61H43ZM49 62V61H48ZM52 62H54V61H52ZM140 62V61H139ZM143 62H145V61H143ZM142 62V63H143ZM200 62V61H199ZM255 62V61H254ZM253 62V63H254ZM56 63V62H55ZM147 63V62H146ZM145 63V64H146ZM175 63V65H177V63L178 62H174ZM41 64V63H40ZM48 65V63L47 62H45V64L44 65ZM57 64V63H56ZM60 64V63H59ZM136 64V63H135ZM190 64H192V63H190ZM175 65H174V67H175ZM179 65V64H178ZM193 67L194 68H196L195 67V65H196V62L193 60ZM257 65H259V63L257 64ZM52 66V65H51ZM51 66L49 67V68H51ZM58 66V64L56 65V67ZM186 66H188V65H186ZM259 66H261V64L259 65ZM59 67V66H58ZM167 67V66H166ZM171 67V66H170ZM173 67V68H174ZM168 68H169V66H168ZM168 68H166V69H168ZM177 68V67H176ZM176 68H174V70H177ZM182 68H184V67H182ZM187 68H189V67H187ZM35 69H37V68H35ZM59 69V68H58ZM58 69H55V71H57ZM172 69V68H171ZM185 69V68H184ZM45 69L44 68H42V66L41 67H39V70L38 71H40V75L41 76H43V75H47L46 73H45V71H44ZM61 70V69H60ZM183 70V69H182ZM186 70V69H185ZM188 70V69H187ZM193 70V69H192ZM48 72H49V70H47ZM50 71H52V70H50ZM143 71V70H142ZM172 71H173V69H172ZM178 71V70H177ZM176 71V72H177ZM189 71V70H188ZM191 71V70H190ZM37 72V71H36ZM36 72H35V74H36ZM145 72V71H144ZM153 72V71H152ZM174 72V71H173ZM176 72H174V73H176ZM179 72V71H178ZM33 73V72H32ZM50 73V72H49ZM48 73V74H49ZM56 73V72H52L51 74H49V75H51V76H53L54 74ZM59 73L60 72H58V75H59ZM133 73H134V71H133ZM155 73V72H154ZM198 73V72H197ZM201 73V72H200ZM258 72H256L255 74H257ZM39 74V73H38ZM57 74V73H56ZM173 74V73H172ZM182 74V73H181ZM190 74V73H189ZM199 74V73H198ZM202 74V73H201ZM218 74V75H217ZM259 74V73H258ZM258 74H257V76H258ZM146 75V74H145ZM179 75H180V73H179ZM184 75V74H183ZM193 75H194V72H193ZM203 75V74H202ZM219 75V76H220ZM221 75V76H222ZM29 76V75H28ZM38 76V75H37ZM36 76V77H37ZM48 76V75H47ZM56 76V75H55ZM151 76V75H150ZM160 76V75H159ZM170 76V78L171 77H173L174 76V74L171 76V75H169ZM180 76H182V75H180ZM186 76V75H185ZM185 76H183V77H185ZM200 76V75H199ZM257 76H256V78H257ZM164 77H166V76H164ZM176 77V76H175ZM179 77V76H178ZM190 77V76H189ZM201 77V76H200ZM200 77H198V75L196 76V77H194L193 76V78H191L190 80H191V82H187V86L188 85H192V88H193V90H192V88L190 89V90H192V91H194L193 93H195V95L200 99V97L202 96V93H203V91H201V89L199 88V86L201 85L200 83ZM204 77H202L203 79H206V78H204ZM40 78V77H39ZM45 78V77H44ZM51 77L49 76V79H50ZM154 78V77H153ZM182 78V77H181ZM220 78V77H219ZM37 79V78H36ZM41 79V78H40ZM47 79H48V77H47ZM53 79V78H52ZM155 79V78H154ZM167 79V78H166ZM187 79V78H186ZM221 79H222V77H221ZM255 79V78H254ZM44 80H46V79H44ZM161 80V79H160ZM181 80V79H180ZM183 80V79H182ZM181 80V81H182ZM202 80V79H201ZM209 80V79H208ZM208 80H203V81H205V82H207ZM35 81V80H34ZM40 81V80H39ZM41 81H42V79H41ZM47 81V80H46ZM48 81H50V80H48ZM47 81V82H48ZM53 81V80H52ZM155 81V80H154ZM165 81V80H164ZM170 81H172V80H170ZM173 81H174V77H173ZM180 81V82H181ZM184 82H185V80H183ZM210 81H211V79H210ZM218 81V78L216 79V82ZM255 81V80H254ZM37 82V81H36ZM46 82V83H47ZM184 82H183V84H184ZM212 82V81H211ZM219 82V81H218ZM223 82V81H222ZM256 82V81H255ZM33 83V82H32ZM45 83V82H44ZM52 83V82H51ZM50 83V84H51ZM151 83V82H150ZM175 83H178V82H174L173 84H175ZM202 83H204V82H202ZM210 83V82H209ZM249 83V84H248ZM252 83H253V81H252ZM10 84V83H9ZM39 84H40V82H39ZM48 84V83H47ZM52 84H54V83H52ZM168 84V83H167ZM178 84H181V83H178ZM177 84V85H178ZM186 84V83H185ZM185 84H184V86L183 87H185ZM256 84V83H255ZM7 85V84H6ZM29 85V84H28ZM61 85V84H60ZM204 85V84H203ZM216 85H218V84H216ZM252 85V84H251ZM48 86V85H47ZM171 86H173V85H171ZM170 86V87H171ZM182 85H180V87L179 88H182L181 87ZM186 86V87H187ZM205 86L207 87V85L205 84ZM212 86V85H211ZM210 86V87H211ZM221 86H223V83L221 84ZM257 86V85H256ZM256 86L255 87H252V88H250V89H252L253 90V88H256ZM42 87V86H41ZM44 88L46 87L45 85L43 86ZM53 87V86H52ZM55 87H57V86H55ZM59 87V86H58ZM177 87V88H178ZM210 87H208V88H210ZM214 87V86H213ZM213 87H211V88H213ZM217 87H219L220 88V86L218 85ZM225 87V86H224ZM224 87H222V89L221 90H223V88ZM259 87V86H258ZM30 88V87H29ZM46 88H48V87H46ZM44 89V90H47V89ZM227 88V89H228ZM242 88H244L245 89V87H242ZM263 88V87H262ZM6 89V88H5ZM49 89V88H48ZM50 89H51V85H50ZM59 88H57V90H58ZM184 89V88H183ZM215 89H218V88H215ZM226 89V90H227ZM236 89H234L233 88V90H236ZM243 89V90H244ZM27 90H28V88H27ZM41 90V89H40ZM51 90H53V89H51ZM50 90V91H51ZM54 90H56V89H54ZM172 90H173V88H172ZM179 90V89H178ZM181 90V89H180ZM203 90V89H202ZM209 90V89H208ZM211 90H213V89H211ZM225 90V91H226ZM229 90V89H228ZM242 90V91H243ZM246 90H248L247 88H246ZM174 91V90H173ZM184 91H185V89H184ZM184 91H182L183 92V95L184 94H188V91H186V93L184 92ZM215 91H217V90H215ZM215 91H212V92H215ZM224 91V90H223ZM8 92H10V91H8ZM152 92V91H151ZM180 92V91H179ZM182 92H180V93H182ZM190 92V91H189ZM220 93L222 92V91H219ZM245 92H248V91H245ZM245 92H243V93H245ZM255 92V91H254ZM54 93V92H53ZM57 93V92H56ZM60 93V92H59ZM154 93V92H153ZM192 93V94H193ZM206 93V92H205ZM216 93V92H215ZM214 93V94H215ZM252 93H253V91H252ZM149 94V93H148ZM151 94V93H150ZM186 94V95H187ZM190 94V93H189ZM204 94V93H203ZM207 94V93H206ZM209 94V93H208ZM222 94H224V93H221V95ZM234 94V95H233ZM233 94H231V101H229L228 103H230L231 102V104H229V105H231L230 106V108H228V106H227V98H226V96L225 97H223L222 99H220V100H218V101H215L216 103L217 102H219V101H221V103H218V105L219 104H221V106L219 105H217V107H213V108H215L216 109V111L214 112V114L213 115H216V118H214V119H212L213 120V123H215V125L214 124H210V127H212V126H215L216 127V125H217V122L219 121L218 119L219 118H221V116L222 117H225L227 114H229L228 116H229V120H227L228 118L226 117V122L227 121H229L228 123H229V125L231 126V130L232 131H234V135H235V133L238 135V137L240 138V140L241 139H243V143H241V145L240 146H237V152H236V156H237V160H238V167L237 166H235V168L237 167V168H246V169H248L249 171H250V173H251V179L250 180H245V178H244V180H238L237 182H233V183H228L229 184V186H227V187H223V186H221L220 188H222V192H223V194H227V196H224L223 194L219 197V200H218V202H217V204L216 205H218V204H220L221 202H225V200L228 198V197H233V196H237V195H239V194H241V193H245V192H248V191H252V189H254V187H257L258 186V184H259V178H260V176H262V174L264 175V159L262 158V159H260L259 157V160H257V158H255V155H254V151H256V150H254L253 151V153H252V150L253 149H251V140L253 141V139H252V134L253 135H255V136H259L260 134V132L261 131H263L264 130V111H261L262 109H261V107H259L260 108V110L259 109H256V107L253 109V106H254V102H251V103H253V105L251 106L250 104H247V106L245 105V106H243L244 105V94H242V92L240 93V92H238V91H235ZM247 94V93H246ZM255 94H256V92H255ZM262 94V93H261ZM61 95V94H60ZM154 95V94H153ZM194 95V94H193ZM218 95V94H217ZM250 95V94H249ZM258 95V94H257ZM59 96V95H58ZM147 96H149V95H147ZM205 96V95H204ZM219 96V95H218ZM230 96V95H229ZM151 97V96H150ZM156 97V96H155ZM181 97L182 98H184L182 95H181ZM185 97H187V96H185ZM195 97V96H194ZM193 96L192 97H189L190 99L189 100H191V98H193V101L192 102H194L195 103V101H194V99L196 100V98H194ZM246 97V96H245ZM152 98V97H151ZM154 98V97H153ZM163 98V97H162ZM174 99L175 98H177V97H173ZM205 98H206V96H205ZM208 98H210V97H208ZM251 98V97H250ZM260 98V97H259ZM164 99V98H163ZM178 99H179V97H178ZM178 99H176V100H178ZM198 99V100H199ZM202 99V98H201ZM201 99H200V101H201ZM211 99V98H210ZM209 99V100H210ZM247 99V98H246ZM252 99V98H251ZM261 99V98H260ZM263 99V98H262ZM262 99H261V101H262ZM172 100V99H171ZM183 100V99H182ZM181 100V101H182ZM186 100V99H185ZM184 100V101H185ZM198 100H196V101H198ZM205 100H207V99H205ZM209 100L208 101H205L204 103H203V101H204V99H203V101H201V103H203V105H205V103L207 102V104H208V102H209ZM213 100V99H212ZM253 100V99H252ZM255 100V99H254ZM257 100H258V98H257ZM169 101V100H168ZM167 101V102H168ZM188 101V100H187ZM186 101V105L184 106V107H186V108H183V109H185V110H183L184 111V113H182L181 111V115L183 114V119H180L181 117L180 116H178V117H180L179 119H180V121L179 120H177V121H175V118H174V116L172 115V116H170L169 114V116L167 115H163V118H162V121L161 122H158V123H154L153 122V120H148V118L146 119V120H148V124L147 123H144V126L142 127L141 126V128H142V130H144V132H143V135H144V138H143V140H141V141H143L142 143L143 144H141L142 145V151H141V149H139L141 152H142V163H141V168H142V171H141V174H142V180H143V185H144V188H142L141 186V190H142V193L141 194H147L146 192L148 191V189H147V187L148 186H146V185H149V184H146V183H148L147 182V179L149 178V179H152L153 180V182H151V184H153V192L156 194V193H161L162 192V189H160V188H162L161 187V185L160 184H162L163 182H168V184L170 183L169 181H171V183L173 182L175 185H177V191H178V193H180V191L183 189L182 187H180V183H182V185H184V179H182V181L183 182H181V177L182 178H184V177H186V175L185 176H183V171H185V168L180 164V161H181V163H183V159H179L178 158V154L180 153H182L183 154V152H186V151H183L182 152V150L183 149H181V152H180V150H179V148H178V146L179 145H181L180 143H178V141H179V139H178V141L176 142V139L178 138V137H180V131H181V128H183L184 126H183V124L185 125V128H184V130L181 132V134H182V136H183V134H184V131H185V136H183V137H185L184 138V140H182V142H183V145H185L184 143H187L186 144V146H188V149H186V150H188V151H190V152H187V155H188V153H190L189 155H192L191 154V149H192V146H193V143H195L194 142V138L196 139V137H195V135H196V133H198L197 132V129L198 130H201V127H200V125H202L204 122H202L201 120H203V119H201L200 120V117L199 116H201V114H203L204 112H206L207 110H206V107L204 108V106L200 103V105L198 106V110L196 111V113L199 115H197L196 114V117H194V115H195V113H194V115L192 114L191 116L190 115H188V113H187V111H188V109H190V110H192V108L191 107H189V105H188V102ZM250 101V100H249ZM157 102V101H156ZM161 102V101H160ZM160 102H158V103H160ZM164 102V101H163ZM167 102H165V103H167ZM173 102V100L171 101V102H169V103H172ZM175 102V101H174ZM177 102V101H176ZM176 102H175V104H176ZM178 102H179V100H178ZM177 102V104H181V103H185V102H179L178 103ZM190 102V101H189ZM215 102H213V104L215 103ZM246 102V101H245ZM258 103H259V101H257ZM164 103V104H165ZM197 103V102H196ZM212 103V102H211ZM154 104V103H153ZM161 104V103H160ZM191 104V103H190ZM198 104H199V102H198ZM246 104V103H245ZM166 105V104H165ZM170 105V104H169ZM172 105V104H171ZM182 105V104H181ZM180 105V106H181ZM192 105H193V103H192ZM197 105V104H196ZM196 105H194V106H196ZM203 106V108L205 109V111L203 112L202 111V106ZM209 105H210V103H209ZM209 105H208V107H209ZM260 105H262L261 103H260ZM164 106V105H163ZM167 106V105H166ZM175 106V105H174ZM178 106V105H177ZM194 106H193V108H194ZM211 106V105H210ZM258 106V105H257ZM144 107V106H143ZM165 107V106H164ZM170 107V106H169ZM181 107H183V106H181ZM177 108H179V107H177ZM195 108H197V107H195ZM212 108V110H215V109H213ZM227 108L229 109L228 111H230V113L229 112H227ZM144 109V108H143ZM171 109H173V108H171ZM174 109H176V107H174ZM209 109V108H208ZM256 109V110H255ZM152 110V109H151ZM166 110V109H165ZM164 110V111H165ZM187 110V111H186ZM190 110L188 111L189 113H191L190 112ZM210 110V109H209ZM154 111V110H153ZM155 111H157V110H155ZM154 111V112H155ZM163 111V112H164ZM172 111V110H171ZM174 111V110H173ZM202 111V112H201ZM148 112V111H147ZM178 112V111H177ZM193 112H195V110H193ZM153 113V112H152ZM157 113H158V111H157ZM167 113V112H166ZM174 113V112H173ZM212 113H213V111H212ZM147 114H149V113H147ZM155 114V113H154ZM162 114H164V113H162ZM180 114V113H179ZM207 114V112L205 113V115ZM153 115V114H152ZM160 115V114H159ZM175 115V114H174ZM212 115V114H211ZM193 116V117H192ZM204 116V115H203ZM220 116V117H219ZM128 117V116H127ZM149 118H150V115L148 116ZM159 117V116H158ZM161 117V116H160ZM171 117H173V118H171ZM176 117V116H175ZM219 117V118H218ZM126 118V117H125ZM131 118V117H130ZM142 118V117H141ZM167 118H169V120H171V119H173V122H177L178 124H175L174 126L172 125V126H170V123L168 122V124H165L166 123V121H163V120H166ZM151 119V118H150ZM159 119V118H158ZM126 120V119H125ZM145 120V121H146ZM161 120V119H160ZM128 121V120H127ZM131 121V120H130ZM129 121V122H130ZM137 121H139V119L137 120ZM168 121V120H167ZM183 121H184V123H183ZM124 122V121H123ZM128 122V123H129ZM165 122V123H164ZM208 122V121H207ZM222 122H224L223 120H222ZM125 123V122H124ZM131 123V122H130ZM129 123V124H130ZM132 123H133V121H132ZM131 123V124H132ZM140 123V122H139ZM205 123H206V119H205ZM204 123V124H205ZM219 123V122H218ZM228 123H224V124H228ZM121 124V123H120ZM128 124V125H129ZM145 124H147V127L145 126ZM122 125V124H121ZM120 125V126H121ZM138 125V124H137ZM142 125H143V123H142ZM179 125V126H178ZM221 125H223V124H221L220 123V125L218 124V126L220 127ZM225 125V126H226ZM123 126V125H122ZM130 126V125H129ZM196 126V127H195ZM202 126H206V125H202ZM208 126V125H207ZM206 126V127H207ZM125 127V126H124ZM126 127H127V125H126ZM126 127H125V129H126ZM172 127H173V129H172ZM178 127H179V129H178ZM181 127V128H180ZM218 127V128H219ZM117 128H118V126H117ZM122 128V127H121ZM203 128H205V127H203ZM213 128V127H212ZM221 128V127H220ZM228 128V127H227ZM230 128V127H229ZM228 128V130H230ZM124 129V128H123ZM124 129V131H126L127 132V129H129V127H127V129L125 130ZM223 129V128H222ZM116 130V129H115ZM121 130V129H120ZM131 130H134V126H132L131 127V129H130V131ZM136 130V129H135ZM141 130V131H142ZM225 130V129H224ZM138 131V130H137ZM201 131H203V129L201 130ZM116 132V131H115ZM117 132H120V131H117ZM116 132V133H117ZM122 132V131H121ZM204 132V131H203ZM220 132H222V131H220ZM231 132V131H230ZM116 133H114V134H116ZM213 133V132H212ZM226 133H227V131H226ZM232 133V132H231ZM256 133H258V135L256 134ZM262 133V132H261ZM130 134H131V132H129L128 133V135L130 136ZM200 135L202 134L201 132L199 133ZM210 134V133H209ZM229 134V133H228ZM117 135H118V133H117ZM116 135V136H117ZM122 135V134H121ZM121 135H119V136H121ZM200 135H198V136H200ZM234 135H233V133H232V136L234 137ZM250 135H251V138H250ZM262 135V134H261ZM264 135V134H263ZM123 136V135H122ZM129 136H127V137H129ZM181 136V137H182ZM197 136V135H196ZM206 136V135H205ZM224 136V135H223ZM229 136H231V134H229ZM248 136V137H247ZM254 136V137H255ZM180 137V138H181ZM182 137V138H183ZM202 137V136H201ZM200 137V138H201ZM204 137V136H203ZM203 137H202V139H203ZM209 137V136H208ZM214 137V136H213ZM232 137V138H233ZM246 137V138H245ZM260 137V136H259ZM259 137H257V138H259ZM263 138H264V136H262ZM122 138H124V139H120V137H117V143H116V146H115V144H113V146H115V147H113V149L115 148V150H113V151H115V153L117 154L118 153V155H113V162H111L112 164H113V168L115 169L114 171L115 172H113L112 174H115L116 173V175L118 176V178L117 179H119V181L117 182V185H119V186H121L122 188H121V190L122 191H127V192H129V191H131L132 190V187H131V185H129L128 183H126V182H123L122 180L120 181V177L121 176H132V169H133V166H131L132 165V161H133V158H134V154L136 155V152L138 151V153H140L139 152V150L137 149V151L135 150V142H136V140H134V139H136L134 136L133 137H130V138H126L125 139V136L124 137H122ZM198 138V137H197ZM236 138H237V136H236ZM262 138V139H263ZM116 139V138H115ZM192 139H193V141H192ZM202 139H200L201 141H202ZM217 139V138H216ZM229 139V138H228ZM134 140V141H133ZM139 139H137V141H138ZM200 140H199V142H197L198 144L200 143ZM206 140V139H205ZM232 140V139H231ZM247 140H250L249 142H246ZM256 141H257V143H259V140L258 139H255ZM254 140V141H255ZM141 141H139L140 143H141ZM209 141V140H208ZM218 141V140H217ZM229 141V140H228ZM238 141V140H237ZM263 140H261V142H262ZM113 142H115L114 140H113ZM231 142H233V141H231ZM242 142V141H241ZM246 142V143H245ZM260 142V143H261ZM197 143H195V144H197ZM211 143V142H210ZM234 143H235V141H234ZM233 143V144H234ZM256 143V142H255ZM257 143L255 144V147H256V145H257ZM197 144V145H198ZM204 144V143H203ZM203 144H202V146H203ZM215 144V143H214ZM226 144V143H225ZM228 144V143H227ZM236 144H237V142H236ZM136 145H137V143H136ZM140 144H139V146H141ZM205 145V144H204ZM207 145V144H206ZM232 145V144H231ZM262 145H264V144H261V146ZM186 146H184V147H186ZM198 146H200V145H198ZM210 146V145H209ZM222 146V145H221ZM228 146V145H227ZM234 146V145H233ZM233 146H231V147H233ZM260 146V147H261ZM193 147H195V145L193 146ZM201 147V146H200ZM231 147H229V148H231ZM254 147V146H253ZM254 147V148H255ZM258 147V146H257ZM263 148L262 149H264V146H262ZM112 148V147H111ZM123 148H124V150H126V154H125V156H123L124 154H120V153H122L121 152V150H123ZM198 148V147H197ZM202 148V147H201ZM207 148V147H206ZM223 148L225 149V147L223 146ZM234 148H236L235 146H234ZM194 149H196V148H193V151H194ZM231 149H233V148H231ZM257 149V148H256ZM111 150V151H112ZM120 150V153L118 152V151ZM185 150V149H184ZM198 150V149H197ZM199 150H200V148H199ZM202 150V149H201ZM203 150H205V148H203ZM214 150V149H213ZM227 150H228V148H227ZM233 150H235V149H233ZM260 151H261V149H259ZM193 151H192V153H193ZM206 151V150H205ZM125 152V151H124ZM202 152V151H201ZM204 152V151H203ZM210 152V151H209ZM219 152V151H218ZM224 152V151H223ZM229 152H232L231 150L230 151H228L227 153H229ZM234 152V151H233ZM263 151H261V153H262ZM194 153H196V152H194ZM200 153V152H199ZM198 153V154H199ZM220 153V152H219ZM201 154V153H200ZM203 154V153H202ZM213 154V153H212ZM226 153H224V155H225ZM230 154H232V153H230ZM257 154H259L258 152H257ZM261 155V154H260ZM112 156V155H111ZM110 156V157H111ZM139 156V155H138ZM182 156H184V155H181V157ZM197 156V155H196ZM195 156V157H196ZM200 156V155H199ZM199 156H197L198 158H199ZM230 155H228L227 157H229ZM233 156V155H232ZM179 157H180V155H179ZM190 157V156H189ZM192 157H194V156H192ZM197 157H196V159H197ZM206 157V156H205ZM223 157H225L226 158V156H223ZM223 157H221V158H223ZM261 157H263V155H261ZM220 158V157H219ZM235 158V157H234ZM136 159H138V158H136ZM141 159V158H140ZM208 159V158H207ZM210 159V158H209ZM230 158H227V161L229 160ZM232 159H233V157H232ZM184 160L185 161H188L189 159H188V156H187V158H184ZM194 161H195V159H193ZM224 160V159H223ZM140 161V160H139ZM190 161V160H189ZM232 161V160H231ZM230 161V162H231ZM115 162H116V165H115ZM193 162V161H192ZM196 162V161H195ZM229 162V161H228ZM236 162V161H235ZM130 163H131V165H130ZM140 164V162H137V164ZM187 163V162H186ZM190 163V162H189ZM224 163H226V162H224ZM231 163H233V161L231 162ZM230 163V164H231ZM134 164V163H133ZM136 164V165H137ZM192 164V163H191ZM237 164V163H236ZM135 165V164H134ZM188 165H190V164H187V166ZM193 165V164H192ZM226 165V164H225ZM138 166V165H137ZM137 166H135V167H137ZM228 166V165H227ZM232 166V165H231ZM230 166V167H231ZM134 167V168H135ZM182 167V168H181ZM190 168V167H189ZM124 169V170H123ZM136 169L137 168H135V171H136ZM137 170H139V169H137ZM190 170V169H189ZM140 173V172H139ZM187 173V172H186ZM123 174V175H122ZM134 174H135V172H134ZM137 174V173H136ZM258 174H261L259 177L257 176L256 177V175H258ZM139 176H140V174H138ZM138 175H136L137 177V179H135L134 178V180H138ZM114 177V176H113ZM145 177H146V180H145ZM151 177H154V178H151ZM247 177H249V176H247ZM264 177V176H263ZM125 178V177H124ZM140 179V178H139ZM261 180L263 179L262 177L260 178ZM115 180V179H114ZM125 180V179H124ZM133 180V179H132ZM141 180V179H140ZM117 181V180H116ZM128 181V180H127ZM131 181V179L128 181V182H130ZM146 182V183H145ZM150 182V181H149ZM262 182H264V181H262ZM133 183V182H132ZM134 183H135V181H134ZM134 183H133V185H134ZM129 186H128V185ZM139 184V183H138ZM137 184V185H138ZM146 184V185H145ZM151 184H150V186H151ZM226 185H228L227 183H225ZM263 184V183H262ZM141 185H142V183H141ZM187 185V182L185 183V186ZM125 186V187H124ZM135 186V185H134ZM164 186V185H163ZM225 186V185H224ZM260 186V185H259ZM166 186H164V189H166L165 188ZM170 187V186H169ZM118 188V187H117ZM176 188V187H175ZM187 188V187H186ZM140 189V188H139ZM139 189H138V191H139ZM170 188H168V190H169ZM174 189V188H173ZM219 189V188H218ZM258 189V188H257ZM259 189H260V187H259ZM115 190V189H114ZM120 190V189H119ZM134 190V189H133ZM132 190V191H133ZM152 190V189H151ZM161 190V191H160ZM172 190V189H171ZM263 190H264V188H263ZM262 190V191H263ZM136 192H138L137 190H135ZM150 191V190H149ZM166 191H167V189H166ZM165 191V193H167ZM174 191V190H173ZM177 191H176V193L175 194H177ZM257 191H260V190H257ZM119 192L120 191H118L117 193L119 194ZM140 192L141 191H139V193L138 194H140ZM152 192V191H151ZM164 192V191H163ZM162 192V193H163ZM170 192V191H169ZM175 192V191H174ZM184 192V191H183ZM182 192V193H183ZM131 193H133V192H131ZM186 193V192H185ZM263 193V192H262ZM117 194V195H118ZM123 194V193H122ZM126 194H128L129 195V193H126ZM140 194V195H141ZM152 194V193H151ZM155 194H154V196H155ZM181 194V193H180ZM261 194V193H260ZM125 195V194H124ZM127 195V197H129ZM131 195H134V194H131ZM163 195V194H162ZM161 195V196H162ZM166 195V194H165ZM164 195V196H165ZM169 195V194H168ZM179 194H177L176 196H178ZM187 195V194H186ZM186 195H185V197H186ZM120 196H121V194H120ZM146 196V195H145ZM145 196H143V198L145 197ZM153 196V197H154ZM159 196V195H158ZM167 196V195H166ZM170 196V195H169ZM175 196V197H176ZM183 196H184V193H183ZM259 196V195H258ZM121 197H123V196H121ZM137 197V196H136ZM136 197H134V198H136ZM139 197V196H138ZM137 197V198H138ZM148 197V196H147ZM175 197H174V199H175ZM189 197V196H188ZM114 198V197H113ZM116 198H117V196H116ZM115 198V199H116ZM126 198V197H125ZM136 198V199H137ZM152 198V197H151ZM156 198L158 199L159 197H157L156 196ZM169 197H167V199H168ZM172 198V196H170V199ZM181 198V197H180ZM190 198H191V196H190ZM140 199H142V198H140ZM139 199V200H140ZM156 199V200H157ZM160 199H163V197H160ZM166 199V198H165ZM165 199H164V201H165ZM176 199H178V198H176ZM182 199V198H181ZM184 199V198H183ZM262 199V198H261ZM118 200V199H117ZM121 200V199H120ZM126 200H128V199H126ZM146 201H147V199H145ZM148 200H151V199H149L148 198ZM153 200V199H152ZM151 200V201H152ZM155 200V201H156ZM230 200V199H229ZM229 200H226V202H228ZM116 201V200H115ZM119 201V200H118ZM128 201H131L130 199L128 200ZM128 201H127V206H130L129 205V203H128ZM133 201V200H132ZM131 201V202H132ZM136 201V200H135ZM132 202V203H136V202ZM154 201V200H153ZM164 201H163V203H164ZM167 201H170V200H167ZM166 201V202H167ZM183 201V200H182ZM181 200L179 201V202H182ZM217 201V200H216ZM148 202V201H147ZM161 202V201H160ZM165 202V203H166ZM175 201H173V203H172V205L170 206V208H171V210H167L168 208H167V205L165 204V206H166V210L168 211V212H170V211H173V210H175V213H177V211L179 212V210H180V207L183 205L184 206V211H186L187 209V206H189V204H184V203H177V202H175ZM184 202H187V201H185L184 200ZM210 202H212V200H210ZM121 203V202H120ZM124 203H125V201H124ZM124 203H121V209H120V213H119V215H116V213H115V216L117 217H120V216H122V212H123V217L121 218L120 217V220L118 221V222H116L117 224H115V225H119V229L115 232L114 231V228H113V230L111 229L112 227V225H110L111 224V221L110 222H108V220H107V222H108V224H109V226L110 227H106V226H104L105 227V229H104V227L102 226V220H99V222H98V224H99V227H101V236H99V239H101L100 240V242L102 241L103 242V239L105 240V238H104V236H103V233L105 232V234H106V237H107V235L108 236H110V233H108V231H109V229H110V232H111V230H112V232H113V234L114 235H116V234H118V236L120 235V239L122 238L121 236H122V233H123V229L125 228H123L122 229V226H123V224L125 223V222H128V221H124V216L126 215L127 216V214H128V212H127V214H126V211H128V210H126L125 209V207H124ZM139 203V202H138ZM140 203H142V202H140ZM153 202H151V204H152ZM156 203H157V201H156ZM170 203V202H169ZM169 203H167L168 205H170ZM209 203V202H208ZM215 203V202H214ZM148 203H146V205H147ZM150 204V203H149ZM148 204V205H149ZM150 204V205H151ZM155 204V203H154ZM159 204V203H158ZM163 204V205H164ZM213 204V203H212ZM132 205V204H131ZM134 205V204H133ZM136 205V204H135ZM138 205V204H137ZM144 206H145V203L143 204ZM142 205V206H143ZM156 205V207H157V204H155ZM155 205H154V207H155ZM160 206H161V203L159 204ZM162 205V206H163ZM221 205V204H220ZM223 205V204H222ZM221 205V206H222ZM110 206H112L111 204H110ZM138 206H140V205H138ZM153 206V205H152ZM210 206H212L211 204H210ZM207 207V208H202V209H200L199 210V212L197 213V217L194 219L195 220V227L197 228V225L198 224H203L207 219H208V217H209V214L211 213V209H213V208H211V207ZM131 207V206H130ZM132 207H134V206H132ZM169 207V206H168ZM220 207V206H219ZM112 208V207H111ZM114 208V207H113ZM143 208V207H142ZM159 208V207H158ZM169 208V209H170ZM190 208V207H189ZM214 208H215V205H214ZM261 208V207H260ZM97 209V208H96ZM110 209V208H109ZM130 209V208H129ZM160 209V208H159ZM161 209H162V207H161ZM165 209V208H164ZM193 209V208H192ZM262 209V208H261ZM111 210V209H110ZM116 210V209H115ZM115 210H114V212H115ZM163 210V209H162ZM161 210V211H162ZM165 210V211H166ZM191 210V209H190ZM130 211V210H129ZM135 211V210H134ZM152 211V210H151ZM160 211V210H159ZM165 211H163V212H165ZM95 212V211H94ZM98 212V211H97ZM113 212V213H114ZM116 212H117V210H116ZM131 212H132V208H131ZM130 212V213H131ZM174 212V211H173ZM105 213V212H104ZM111 213H112V211H111ZM173 214V215H176V214ZM108 214V213H107ZM163 214H165V213H163ZM166 214H167V212H166ZM171 214V216H172V213H170ZM179 214V213H178ZM194 214V213H193ZM129 215V214H128ZM114 216V217H115ZM125 216V217H126ZM157 216V215H156ZM111 217V216H110ZM113 217V216H112ZM112 217H111V219H112ZM118 217H117V219H118ZM153 217V216H152ZM166 217V216H165ZM180 218L181 217H183V215L181 216H179ZM228 217V216H227ZM126 218H128V217H126ZM156 218V217H155ZM173 218V217H172ZM171 218V219H172ZM177 218V217H176ZM192 218H193V216H192ZM210 218V217H209ZM157 219V218H156ZM166 219V218H165ZM168 220H170L169 218H167ZM178 219V218H177ZM104 220V219H103ZM113 220V219H112ZM128 220V219H127ZM133 220V219H132ZM163 220V219H162ZM187 218H186V221L185 222H187ZM192 220V219H191ZM193 220V221H194ZM116 221V220H115ZM130 222H131V218H130V220H129ZM135 221V220H134ZM157 221V220H156ZM164 221H166V220H164ZM193 221H191V222H193ZM104 222V221H103ZM114 222V221H113ZM133 222V221H132ZM137 222V221H136ZM153 222V221H152ZM159 222H160V220H159ZM158 222V223H159ZM169 222H172L171 220L169 221ZM175 222H177V221H175ZM175 222H173V223H175ZM188 222H189V220H188ZM207 222H209V220L208 221H206V223ZM161 223V222H160ZM159 223V224H160ZM173 223H171V225L173 224ZM180 223H181V220L180 221H178V225H177V223H175L177 226H179L180 225ZM190 223V222H189ZM211 223V222H210ZM96 224V223H95ZM131 224V223H130ZM129 224V225H130ZM138 224V223H137ZM136 224V225H137ZM139 224H140V222H139ZM145 224V223H144ZM156 224V223H155ZM159 224H158V226H159ZM163 224V223H162ZM226 224V223H225ZM115 225H113V226H115ZM125 225V224H124ZM146 225H148V224H146ZM164 225H165V223H164ZM169 225V224H168ZM167 225V226H168ZM175 225V226H176ZM187 225V224H186ZM189 225V224H188ZM205 225V224H204ZM96 226V225H95ZM127 226V225H126ZM132 226H134V225H132ZM143 226V225H142ZM150 226V225H149ZM161 226V228L163 227L162 225H160ZM160 226H159V228H160ZM173 226V225H172ZM176 226V227H177ZM193 227H194V225H192ZM219 226H221V225H219ZM116 227H118V226H116ZM115 227V228H116ZM138 227V226H137ZM147 227V226H146ZM166 227V226H165ZM164 227V228H165ZM174 227V226H173ZM172 227V228H173ZM189 227V226H188ZM193 227H192V229H193ZM199 227H201V225L199 226ZM198 227V228H199ZM136 228V227H135ZM144 228H145V226H144ZM158 228V229H159ZM160 228V229H161ZM164 228H162V229H164ZM171 228V227H170ZM186 229H188L187 227H185ZM184 228V229H185ZM197 228V229H198ZM100 228H98V230H99ZM131 229H133V227L131 228ZM131 229H130V236H129V233H127L126 232V236L127 237H130L132 240L134 239V241H135V237H134V235H135V233L138 231V230H134L135 231V233L134 234H132V232H131ZM138 229V228H137ZM159 229V230H160ZM166 229V228H165ZM189 229H191V228H189ZM196 229V230H197ZM150 230V229H149ZM174 230V229H173ZM173 230H171V231H173ZM178 230V229H177ZM195 230V229H194ZM194 230H193V232H194ZM133 231V232H134ZM139 231H140V228H139ZM146 230H144V232H145ZM155 231V230H154ZM158 231V230H157ZM163 232H164V230H162ZM167 231H169L168 230V228H167ZM190 232H191V230H189ZM189 231H187V232H189ZM96 232V231H95ZM97 232H100V231H97ZM147 232V231H146ZM159 232V231H158ZM161 232V231H160ZM162 232V233H163ZM170 232V231H169ZM174 232V231H173ZM172 232V233H173ZM182 232V231H181ZM186 232V233H187ZM193 232H191V234L193 233ZM199 232V231H198ZM207 232H208V230H207ZM214 232V231H213ZM157 233V232H156ZM165 233V232H164ZM166 233H168V232H166ZM177 233V232H176ZM179 233V232H178ZM177 233V234H178ZM184 233V232H183ZM210 233H212V232H210ZM209 233V234H210ZM95 234V233H94ZM97 234V233H96ZM124 234V233H123ZM146 234V233H145ZM158 234V233H157ZM156 234V235H157ZM189 234V233H188ZM190 234V235H191ZM194 234V233H193ZM196 234V233H195ZM98 235H99V233H98ZM147 235H149V233L147 232ZM155 235V236H156ZM168 235V234H167ZM197 236H198V234H196ZM212 236H210V238H209V243L208 244H210V246H212L211 248H213L214 246H213V244H215V242L217 241V236L218 235H216V233H215V235H213V234H211ZM113 236V235H112ZM117 236V237H118ZM139 236V235H138ZM146 235H143V238L145 237ZM155 236H152V237H155ZM161 236H162V234H161ZM192 236H194V235H192ZM206 236V235H205ZM204 236V237H205ZM223 236V235H222ZM97 237V236H96ZM95 237V238H96ZM115 237V236H114ZM124 237V236H123ZM142 237V236H141ZM141 237H140V239H141ZM160 237V236H159ZM163 237H165V235L163 236ZM184 237H185V235H184ZM196 237V236H195ZM129 238V239H130ZM146 238V237H145ZM155 238H157V237H155ZM186 238V237H185ZM193 238V237H192ZM221 238V237H220ZM97 239H98V237H97ZM98 239V240H99ZM139 238L137 237V240H138ZM148 239V238H147ZM146 239V240H147ZM179 239V235H177V236H175L174 237V235L172 236V234L170 235H168L167 236V238L165 239V241H163L162 242V240H160V244L159 243H157V245H158V247H157V250H155L156 251V253H157V255L155 256L156 258H154L155 260H153L154 262H153V264H157V263H159V264H163L164 263V261H163V258L166 256L165 255V253H168L167 251H169V250H172V248L173 247H175V244L177 243V245L179 244L178 242H177V240ZM182 239V238H181ZM188 239V238H187ZM196 239V238H195ZM116 240H118V239H116ZM116 240H114L115 242H116ZM126 240V237L124 238V240L123 241H125ZM203 240V239H202ZM202 240H197L196 239V242L195 243H198L197 241H202ZM205 240V239H204ZM223 240V239H222ZM123 241H121L122 243H123ZM155 241V240H154ZM157 241V240H156ZM118 242V241H117ZM116 242V243H117ZM131 242H133V241H131ZM131 242H129V243H131ZM138 242V241H137ZM143 242V241H142ZM179 242H189V241H187V240H185V241H183V239H182V241H179ZM204 242H206V241H204ZM99 243V242H98ZM114 243V242H113ZM141 243V242H140ZM149 243H151V242H149ZM155 243V242H154ZM142 244V243H141ZM145 244V243H144ZM194 244V243H193ZM203 244H205V243H203ZM218 244V243H217ZM114 245V244H113ZM156 245V244H155ZM195 245H197V244H194V247H195ZM202 245V244H201ZM219 245V244H218ZM116 246V245H115ZM125 245H124V243H123V247H124ZM134 246V245H133ZM138 246V245H137ZM147 246L149 247V245H148V243H147ZM147 246H145V247H147ZM181 247H184L185 248V246H182V245H180ZM187 246V245H186ZM193 246V245H192ZM127 247V246H126ZM143 247V246H142ZM179 247V246H178ZM177 247V248H178ZM197 247V246H196ZM203 247V246H202ZM202 247H198L199 249H201ZM218 247V246H217ZM216 247V249H219V247L217 248ZM129 249H130V247H128ZM140 248H141V246H140ZM153 248H154V245H153ZM189 249V245L186 247V249ZM112 249V248H111ZM122 249V248H121ZM135 249V248H134ZM138 249V248H137ZM136 249V250H137ZM176 249V248H175ZM174 249V250H175ZM187 249V250H188ZM198 249V250H199ZM216 249H214V250H216ZM110 250V249H109ZM133 250V249H132ZM135 250V251H136ZM139 250V249H138ZM141 250V249H140ZM148 250V249H147ZM178 250V249H177ZM176 250V251H177ZM180 250H181V248H180ZM197 250V249H196ZM195 250V248H194V250H193V247L191 248L190 247V252L189 251H187L188 253H189V259H188V263L187 262H184V264L186 263V264H194L193 262V260H194V255H195V253H197V252H195L196 251ZM202 250V249H201ZM200 250V251H201ZM204 250L205 249H203V251L202 252H204ZM124 250H122V252H123ZM129 250L127 249V252H128ZM179 251V250H178ZM177 251V252H178ZM183 251V250H182ZM207 251V250H206ZM140 252V251H139ZM144 252V251H143ZM151 252V251H150ZM181 252V251H180ZM218 252V251H217ZM124 253H125V251H124ZM132 253V252H131ZM130 253V254H131ZM147 253V252H146ZM155 253V254H156ZM171 253V252H170ZM201 253V252H200ZM205 253V252H204ZM123 254V253H122ZM138 254V253H137ZM152 254V253H151ZM150 254V255H151ZM174 254H175V252H174ZM198 254H199V251H198ZM126 255H127V253H126ZM125 255V256H126ZM134 255V253H132V256ZM139 255V254H138ZM146 255V254H145ZM149 255V256H150ZM205 255V254H204ZM206 255H207V253H206ZM205 255V256H206ZM208 255H209V251H208ZM210 255H212V254H210ZM218 255V254H217ZM222 255V254H221ZM96 256H97V254H96ZM100 256V255H99ZM123 256H124V254H123ZM179 256V255H178ZM201 256H203V255H201ZM130 257V256H129ZM129 257H127L128 259H129ZM136 257V256H135ZM134 257V258H135ZM140 257V256H139ZM141 257H142V255H141ZM141 257H140V259H141ZM172 257V259H173V256H171ZM175 257H177L176 255H175ZM175 257H174V260H175ZM181 257V256H180ZM197 257H199V256H197ZM212 257V256H211ZM96 259H98V261H99V258H100V261L98 262L97 260V262L98 263H100V264H103V263H105V261L103 262V257L101 258V257H95ZM132 258V257H131ZM130 258V259H131ZM137 258V257H136ZM168 258H169V255H168ZM182 258V257H181ZM206 258V257H205ZM123 259V258H122ZM146 259V258H145ZM171 259V260H172ZM180 259V258H179ZM183 259V258H182ZM187 259V258H186ZM200 259H201V257H200ZM207 259H208V257H207ZM210 259V258H209ZM137 260V259H136ZM148 260V259H147ZM165 260V259H164ZM177 260V259H176ZM125 261V260H124ZM134 261H135V259H134ZM134 261H132V262H134ZM138 261V260H137ZM139 261H141V260H139ZM143 261V260H142ZM169 261V260H168ZM202 261V260H201ZM204 261H206V260H204ZM203 261V262H204ZM229 261H230V259H229ZM126 262V261H125ZM128 262V261H127ZM200 262V261H199ZM207 262V261H206ZM152 263V262H151ZM175 263V262H174ZM173 263V264H174ZM180 263H182V262H180ZM95 264V263H94ZM111 264V263H110ZM113 264V263H112ZM130 264V263H129ZM137 264V263H136ZM144 264V263H143ZM178 264V263H177ZM196 264H198L197 263V260H196Z\"/></svg>",
    "mask_w": 264,
    "mask_h": 264
}]
</instances>
